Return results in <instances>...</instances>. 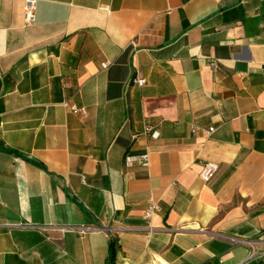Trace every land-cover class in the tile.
Masks as SVG:
<instances>
[{"label":"crops","instance_id":"crops-1","mask_svg":"<svg viewBox=\"0 0 264 264\" xmlns=\"http://www.w3.org/2000/svg\"><path fill=\"white\" fill-rule=\"evenodd\" d=\"M24 5L0 0V264L110 240L113 264H264V0Z\"/></svg>","mask_w":264,"mask_h":264},{"label":"built area","instance_id":"built-area-1","mask_svg":"<svg viewBox=\"0 0 264 264\" xmlns=\"http://www.w3.org/2000/svg\"><path fill=\"white\" fill-rule=\"evenodd\" d=\"M31 2L32 0H25V5H24V19L27 21L30 19V8H31ZM105 64V63H104ZM208 65L211 68H214V63L213 62H209ZM132 81L137 84V85H141L144 82V79L142 77H134L132 79ZM64 105H66L70 111L72 112H82L81 108H78L76 106H74L73 104H69L67 102H63ZM144 130L147 131L148 130V126L144 125L143 126ZM190 131L193 132L194 131V127L190 128ZM211 131V128H207L206 130H204L205 133H208ZM147 161V152H141L139 154H128L125 153L122 156V163L124 166H130L132 164H144ZM217 168L216 163L212 162V161H204L201 163L200 166V170H199V178L202 181H208L214 174L215 170ZM157 209L156 204L151 200H147L146 206L142 212V217L145 220L147 226L149 227L148 223H149V219L150 216L153 214V212Z\"/></svg>","mask_w":264,"mask_h":264},{"label":"trees","instance_id":"trees-1","mask_svg":"<svg viewBox=\"0 0 264 264\" xmlns=\"http://www.w3.org/2000/svg\"><path fill=\"white\" fill-rule=\"evenodd\" d=\"M114 255H115L114 243H113V240H110L108 243V253H107L105 264H113Z\"/></svg>","mask_w":264,"mask_h":264}]
</instances>
